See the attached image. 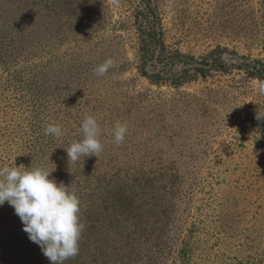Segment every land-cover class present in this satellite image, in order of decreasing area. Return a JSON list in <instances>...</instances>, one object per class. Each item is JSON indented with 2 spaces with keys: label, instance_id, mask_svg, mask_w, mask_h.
<instances>
[{
  "label": "trees",
  "instance_id": "1",
  "mask_svg": "<svg viewBox=\"0 0 264 264\" xmlns=\"http://www.w3.org/2000/svg\"><path fill=\"white\" fill-rule=\"evenodd\" d=\"M140 1L136 56L147 73L166 53L159 16L151 0ZM92 2L0 0V167L44 168L78 196L84 229L78 254L64 264H264V172L246 212H237L235 198L196 199L185 163L153 159L142 145L131 149L133 131L118 145L109 142L108 104L81 81L80 65L70 64L65 83L51 80L57 68L49 70L46 59L47 27L52 45L65 40L75 50ZM63 19L67 31L60 36ZM251 67L264 81V62ZM89 115L100 126L103 150L70 162L66 149L83 139L81 124ZM49 123L62 125V137L45 135ZM0 264H51L7 202L0 206Z\"/></svg>",
  "mask_w": 264,
  "mask_h": 264
},
{
  "label": "rangeland",
  "instance_id": "2",
  "mask_svg": "<svg viewBox=\"0 0 264 264\" xmlns=\"http://www.w3.org/2000/svg\"><path fill=\"white\" fill-rule=\"evenodd\" d=\"M262 1L151 0L166 57L142 73L135 24L141 1L93 0L75 50L65 40L52 45L47 27L46 59L49 70L57 68L51 80L65 83L70 64L80 65L81 81L108 104V131L126 123L131 149L142 145L153 159L188 166L196 199L235 198L237 212H246L264 172V93L251 69L264 62ZM57 26L64 36L65 20ZM109 58L113 67L98 77L95 68Z\"/></svg>",
  "mask_w": 264,
  "mask_h": 264
},
{
  "label": "clouds",
  "instance_id": "3",
  "mask_svg": "<svg viewBox=\"0 0 264 264\" xmlns=\"http://www.w3.org/2000/svg\"><path fill=\"white\" fill-rule=\"evenodd\" d=\"M113 60L106 59L95 68L96 75L104 76L113 67ZM264 93V81L259 83ZM83 139L73 142L66 153L70 162L81 156H99L103 150L100 142V126L94 116H86L81 124ZM114 142L118 145L125 139L127 124L116 122L113 128ZM45 135L60 138L62 125L49 123ZM52 171L41 167H0V206L7 202L23 224V231L31 242L40 246L51 264H64L79 252V240L84 229L80 221V201L75 192H69L63 182L50 178Z\"/></svg>",
  "mask_w": 264,
  "mask_h": 264
}]
</instances>
